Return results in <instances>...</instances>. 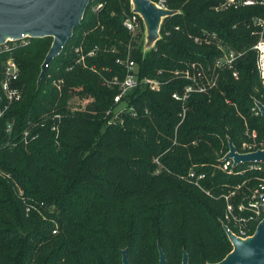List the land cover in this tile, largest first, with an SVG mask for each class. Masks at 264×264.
I'll return each mask as SVG.
<instances>
[{"label": "trees", "instance_id": "16d2710c", "mask_svg": "<svg viewBox=\"0 0 264 264\" xmlns=\"http://www.w3.org/2000/svg\"><path fill=\"white\" fill-rule=\"evenodd\" d=\"M165 4L177 12L163 18L145 52L142 19L135 36L122 24L130 0H90L39 84L51 37L0 55L17 62L23 91L0 116V264H122L123 249L129 264H158V247L167 264H180L183 252L190 264H206L231 251L224 195L235 189L228 203L245 215L237 207L264 171L249 163L222 169L220 158L228 140L239 152L264 149V117L254 105L264 104V81L252 49V20L264 16V5ZM218 42L243 52L232 67L213 70ZM127 57L138 80L160 86L139 83L115 115L118 85L105 81L124 78L119 60ZM192 63L216 74L217 83L182 104L172 94L188 84L180 74ZM228 226L236 229L232 219Z\"/></svg>", "mask_w": 264, "mask_h": 264}, {"label": "water", "instance_id": "95a60500", "mask_svg": "<svg viewBox=\"0 0 264 264\" xmlns=\"http://www.w3.org/2000/svg\"><path fill=\"white\" fill-rule=\"evenodd\" d=\"M90 0H0V43L7 39H18L22 35L30 38L49 36L52 43L42 62L37 79L39 84L50 64L62 51L72 36L73 29L80 23ZM131 11L137 13L143 22L145 42L142 50L148 51L159 38L163 18L177 10L159 7L152 0H130ZM264 117V104L255 102ZM222 160L239 163H264V149L238 152L231 140ZM232 249L220 261L206 264H264V217L257 223L254 232L246 237H238L223 225ZM158 264H167L160 247ZM122 264H129L126 249L121 250ZM180 264H190L183 252Z\"/></svg>", "mask_w": 264, "mask_h": 264}, {"label": "built area", "instance_id": "2783aa9c", "mask_svg": "<svg viewBox=\"0 0 264 264\" xmlns=\"http://www.w3.org/2000/svg\"><path fill=\"white\" fill-rule=\"evenodd\" d=\"M218 3L219 9H238L245 6H252L255 4L264 5V0H216ZM159 7L167 8L165 4V0H157L154 1ZM102 4H98L95 9L101 7ZM140 16L137 13L130 12L125 15L122 19L123 26L128 30V32L135 36L137 31L140 28ZM252 24L256 27L255 33L258 35V39L256 43L252 46V49L256 51V68L260 78L264 81V16L256 17L252 20ZM197 40V39H196ZM30 41V37L27 35H22L18 39H7L4 42L0 43V55L3 53H10L13 49L19 46L27 45ZM218 49L221 51V54L215 60V67H232L234 62L243 54V52L236 51L234 49H230L225 47L220 42L217 43ZM75 51H79L78 48ZM92 51L88 53L91 55ZM83 56H81L80 60L82 61ZM79 60V61H80ZM125 67V76L122 80H119L116 76L112 80L105 81L107 85L117 84L119 91L113 97V100L116 104H118L112 112L117 115L119 112L123 111L125 108V104H122V98L131 92L134 88L138 86L139 83L143 84L145 87L150 88L151 90H158L160 86V81L152 78H142L138 80L136 74V66L133 60L127 57L124 61H120ZM48 65H46V68ZM20 74V68L17 62L13 59V57H7L4 60H0V116L4 114V112L8 109V107L16 102L21 100L23 97V91L21 87L16 83L18 81ZM233 76L236 78L237 71H233ZM181 76L188 80V84L184 87L181 93L175 92L172 94V97L176 100L185 103L186 99L189 97L191 93H204L207 89L216 86V78L217 75L213 72L211 74H207L204 68L200 65H196L195 63L190 64L184 70L181 71ZM256 102V100H255ZM255 105V113L260 114V110L256 103ZM119 105H122L121 108L117 109ZM77 109V108H75ZM184 116V107L182 117ZM59 119L60 116L56 115ZM10 125H8L7 130L9 131ZM52 130L58 134V125L54 124ZM24 141L26 142L29 137V133L27 130L23 132ZM250 137H255V132L252 131L250 133ZM31 138V137H30ZM34 138V136L32 137ZM246 146V144H243ZM239 152V151H238ZM250 152V151H247ZM245 153V152H241ZM223 157V156H222ZM220 158L222 164V169H227L228 165H232L231 160H222ZM249 169H262L264 171V163H249ZM190 178L194 177V173L190 172L188 175ZM203 175H198V179L202 178ZM196 185H198L197 180L194 181ZM199 186V185H198ZM236 190H231L227 195H224L225 200L227 201V215L225 216L226 223L223 225L231 231L234 235L238 237H246L251 235L250 230L252 227H255L257 223L264 217V175L261 177L258 185L251 191L248 195L246 202L240 203L237 207L239 213H243L246 211L245 215L235 214L233 212V208L231 204L228 203L229 197L235 194ZM208 193V192H207ZM230 219L234 220L236 229L233 231L231 227L228 226ZM254 232V231H253Z\"/></svg>", "mask_w": 264, "mask_h": 264}, {"label": "rangeland", "instance_id": "374dc122", "mask_svg": "<svg viewBox=\"0 0 264 264\" xmlns=\"http://www.w3.org/2000/svg\"><path fill=\"white\" fill-rule=\"evenodd\" d=\"M100 8V7H99ZM139 31V30H138ZM137 31V32H138ZM142 31V30H141ZM145 37H146V34H145V30H143L142 32H141V35H140V39H141V41H142V43H143V45H144V42H145ZM214 70V69H213ZM83 106V103H81V107ZM122 107V105H119L118 107H117V109H119V108H121ZM73 109H75V108H73ZM224 156V155H223Z\"/></svg>", "mask_w": 264, "mask_h": 264}]
</instances>
